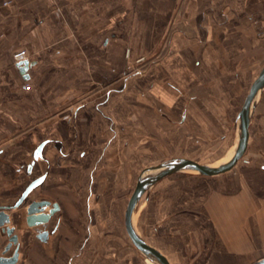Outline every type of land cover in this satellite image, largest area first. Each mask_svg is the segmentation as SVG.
<instances>
[{"label":"crops","instance_id":"obj_1","mask_svg":"<svg viewBox=\"0 0 264 264\" xmlns=\"http://www.w3.org/2000/svg\"><path fill=\"white\" fill-rule=\"evenodd\" d=\"M19 49L29 62L26 78L13 59ZM154 57L162 58L136 68ZM260 65L264 0H0V212L8 217L3 227L19 232L21 264H130L134 245L115 236L119 227L95 226L92 233L90 225L77 222L83 212L78 202L92 222L96 172L114 149L117 130L130 138L132 112L138 109L139 122L146 117L147 89L155 96L162 88L178 94L156 101L158 113L162 116L166 102L170 122L185 123L194 100L209 106L212 91L227 90L233 77L259 74ZM76 149L89 169L84 201L67 192L68 183L82 176V165L65 166L76 163ZM263 166L249 177L222 180L214 195L178 209L177 226L164 228L169 246L163 240L155 247L169 264L264 259ZM42 175L41 185L18 208L44 201L48 213L56 206L44 230L48 234L56 221L58 228L44 239L18 225V208L7 209ZM96 196L104 201L108 195Z\"/></svg>","mask_w":264,"mask_h":264},{"label":"rangeland","instance_id":"obj_2","mask_svg":"<svg viewBox=\"0 0 264 264\" xmlns=\"http://www.w3.org/2000/svg\"><path fill=\"white\" fill-rule=\"evenodd\" d=\"M166 45L167 42L164 41L162 48L165 49ZM159 59L154 57L136 68L144 70L152 61ZM257 75L258 72L242 74L237 80L234 77L231 78L227 90L218 91L216 89L211 92L209 106H203L194 100L191 104V119L185 123H181L180 120L175 123L170 122L168 119L170 116L168 117L164 110L166 102H162V116L158 113L160 105L156 101H159L161 97L164 99V97H175L178 94L162 88L161 92L155 96L154 91L147 89L144 93L147 105L146 119L141 118V122H139L136 120L139 119L138 109L132 112V115L136 116L131 123L130 138L122 136L123 134L117 130L118 136L113 144L114 149H109L98 172H96L99 179L94 185V196L90 201V206L94 210L92 214L91 209L92 222L87 221L85 217L84 202H78L83 212L77 222L83 227L90 225L92 233L94 232L92 227L115 225L119 227L115 230V236L128 242L129 239L123 224L124 210L137 178L145 169L173 158H185L209 166L227 163L238 145L240 122L236 119L237 115ZM166 80L164 78L163 85L168 82ZM179 106H181L179 108L181 112L182 104ZM178 114L172 118H179ZM160 118H162V127ZM84 150H89L92 153L91 149ZM79 151L80 149L73 151L77 156L76 163L67 162L65 166L68 169L75 165H82V176L81 179L79 178L80 180L75 181V185L73 182L72 184L68 183L67 192L80 194L84 201L87 196L89 169L84 166L86 164L84 158H78ZM263 163L264 87L254 99L247 147L238 162L223 174L202 176L197 172L182 171L171 174L153 184L140 197L133 212L132 225L135 233L154 248L157 243L164 245L163 240L169 246L170 241L164 234V228L172 225L177 226V221L180 220L177 217L178 209H190L192 201L197 203L209 194L214 195L220 189L219 184L222 180L233 179L245 174L249 177L250 173L253 170H259ZM104 178L105 180H102ZM106 179L109 180V185H106ZM102 193L108 195L105 196V199L103 198L104 201H100L101 198L98 199L96 196ZM181 200L185 202L178 204L177 202ZM98 206H102L104 214L98 213ZM74 223V219L68 221L69 226H73ZM82 235L85 236V231ZM93 236H97V234H93ZM131 250L130 264H151V261L136 252L133 246Z\"/></svg>","mask_w":264,"mask_h":264},{"label":"water","instance_id":"obj_3","mask_svg":"<svg viewBox=\"0 0 264 264\" xmlns=\"http://www.w3.org/2000/svg\"><path fill=\"white\" fill-rule=\"evenodd\" d=\"M16 67L19 71V74L25 76L26 78L27 76L26 73L29 68V62L27 60L17 62ZM263 87H264V66L261 68L256 79L252 82L248 90V93L245 96L241 109L237 115V119L240 122L238 145L232 157L229 159V161H227V163L219 166H209L185 158H173L157 166H153L145 169L141 173V175L137 178L135 187L132 191L130 198L128 199V202L124 210L123 224L126 234L130 239L131 243L148 260L152 261V259H154L158 261L159 264H169L167 258L158 249L148 245L145 241H143L140 237H138L135 234L132 225V215L140 197L153 184L157 183L161 179L171 174H175L182 171H193V172H197L202 176H215L229 171L245 153L249 138V126L252 117V111H250L251 107L253 109L252 101L254 96ZM46 143L47 141H44L35 148L32 156L33 159L27 167L28 173L32 168V166L35 164V162L41 158V152ZM262 169L264 170V166L262 167ZM43 179L44 176L42 175L29 182L24 187V189L20 193L15 203L7 209L15 210L19 206H21L24 203V201L30 196V194L41 185ZM47 204L48 203L44 201H40V202L33 201L28 204L26 208V217H25L26 224L28 225V227H38V226H42V228L45 227L44 224L54 213L56 208V206L53 205L52 209H50L48 213H43L44 210L43 207ZM7 223H8L7 215L4 214L3 212H0V227L7 225ZM3 229L6 230L7 236H10L12 234L13 228L3 227ZM36 232L38 233L37 236L40 239H44L47 236V232L45 230L41 232L39 229L36 228ZM15 239L16 237H11L10 240L15 241ZM13 263H14V259L9 260L5 258H0V264H13ZM255 264H264V259L256 262Z\"/></svg>","mask_w":264,"mask_h":264},{"label":"flooded vegetation","instance_id":"obj_4","mask_svg":"<svg viewBox=\"0 0 264 264\" xmlns=\"http://www.w3.org/2000/svg\"><path fill=\"white\" fill-rule=\"evenodd\" d=\"M29 204V203H28ZM28 204L25 206V211H23V209H19L20 207L22 208L24 204H22L18 209L20 210L19 212V220H18V225H23V227L25 228L24 231L28 230L27 232H30V230H32L31 232H35V234H38L36 232V230L34 229V227H28V225L26 224V208L28 206ZM51 221V219L49 218L48 221L44 224L45 227L42 228V226H40L42 229H39L41 232L44 229H47V226L49 225L48 223ZM59 225V221L55 222L52 224L50 231L48 232L47 236H49V234H54V232L57 230ZM18 230H13L12 234L10 236H7L6 230L5 229H0V258H5V259H14V263L13 264H21V262L23 261L22 259V255L23 253L20 252V243H19V234H18ZM11 237H16L15 241H11Z\"/></svg>","mask_w":264,"mask_h":264},{"label":"built area","instance_id":"obj_5","mask_svg":"<svg viewBox=\"0 0 264 264\" xmlns=\"http://www.w3.org/2000/svg\"><path fill=\"white\" fill-rule=\"evenodd\" d=\"M13 59L15 62H20L26 59V52L23 49L17 50L13 53ZM26 89H29V86H26Z\"/></svg>","mask_w":264,"mask_h":264},{"label":"bare ground","instance_id":"obj_6","mask_svg":"<svg viewBox=\"0 0 264 264\" xmlns=\"http://www.w3.org/2000/svg\"><path fill=\"white\" fill-rule=\"evenodd\" d=\"M256 96V95H255ZM255 96H254V98H255ZM253 98V99H254ZM253 102V101H252ZM150 173H153V172H150ZM136 234V233H135ZM137 235V234H136ZM151 264H159V262L158 261H156V260H154V259H152V261L150 262Z\"/></svg>","mask_w":264,"mask_h":264}]
</instances>
